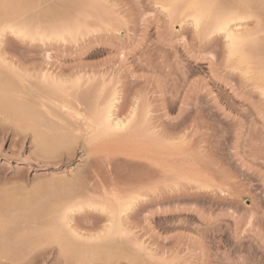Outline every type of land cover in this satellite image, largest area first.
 <instances>
[{
  "label": "rangeland",
  "instance_id": "1",
  "mask_svg": "<svg viewBox=\"0 0 264 264\" xmlns=\"http://www.w3.org/2000/svg\"><path fill=\"white\" fill-rule=\"evenodd\" d=\"M96 1L73 0L64 16L43 22L39 13L49 2L0 0V27L22 25L40 35L69 30L64 41L22 40L9 31L0 38L4 58L29 74L20 73L24 82L0 68V201L40 216L29 225L24 221L29 212H22L12 241L0 242V264H127L105 263L98 250L83 256L81 249H65L62 241L48 242L47 233L35 231L51 209L60 213L70 204L73 191L77 202L99 191L93 203L108 206L114 199L104 192H140L143 199L122 216L132 240L122 242L139 264H264V45L252 44L250 60L240 64L228 54L223 34L211 37L206 24L193 25L189 0L174 5L165 0L171 6H162L164 0ZM203 2L214 5V16L231 12L247 19L229 27L237 24V31L264 37V0L198 1ZM43 73L66 83L47 87L52 91L47 93L39 79ZM27 81L36 90L28 91ZM36 91L67 101L82 116H89L95 103L105 106L115 91L111 120L127 122V128L92 139L81 127L78 135L67 134L68 142L40 151L24 131L29 122L17 118L37 103ZM132 109L136 115L130 120ZM108 211L84 207L68 214L69 226L96 237Z\"/></svg>",
  "mask_w": 264,
  "mask_h": 264
},
{
  "label": "bare ground",
  "instance_id": "2",
  "mask_svg": "<svg viewBox=\"0 0 264 264\" xmlns=\"http://www.w3.org/2000/svg\"><path fill=\"white\" fill-rule=\"evenodd\" d=\"M45 2L44 4H46V2H49L48 4H46V7L41 11V13H39L40 15V20L39 21H43V22H50V21H53V20H57L59 18H61L62 16H64L65 12L67 11V9H69V4L71 2H73V0H39V3ZM76 1V0H75ZM167 1H172V0H167ZM178 1V0H177ZM199 0H189V2L187 3L186 5V10L188 11V14L189 16H191L192 18V23L193 25L198 29L199 27L201 26H204L206 24V30L207 32H209V36L213 37V36H219L221 34H223V36L225 37V40H226V49L228 50V54L230 55L231 58L235 57L236 56L238 57L237 58V61L239 60L240 61V64L241 63H244L246 64L245 62L248 61L249 59V56L250 54L252 53L250 50H249V47H251V45L253 44L254 46V43L257 42L258 43H262V45H264V37L261 39H255V36H256V32L254 33V35H252V33L249 31L246 32H241L240 30L237 31L236 30V26L237 24H235V26L233 28L229 27V25L232 23V22H236V21H244V19H246L245 17H240L238 16V14H235V13H228V14H225V12H223L222 15H218V16H214L215 13L213 14V10H212V7L214 5H210L211 2H209L206 6H204V4L206 3H201L203 6H201V4L198 3ZM201 1V0H200ZM90 2V1H89ZM97 2V1H96ZM166 2L165 0L162 2V6H163V3ZM257 2V1H256ZM40 3V5H41ZM42 3V5H43ZM99 3V0L98 2ZM168 3V5L171 6V3H173L172 5H174V3H176V0L173 2H166ZM240 3V2H239ZM72 4V3H71ZM36 5V4H35ZM98 5V4H97ZM165 5V3H164ZM248 5V4H247ZM253 5V4H252ZM257 5V4H256ZM45 6V5H44ZM100 6V5H99ZM246 6V5H244ZM243 6V7H244ZM36 7V6H35ZM71 7V5H70ZM251 6L249 5V8ZM38 8V7H37ZM163 8V7H162ZM252 9L254 8L251 7ZM250 8V9H251ZM42 9V8H41ZM242 9V8H240ZM242 11V10H241ZM247 11V10H246ZM255 11V10H254ZM259 11V10H257ZM256 11V12H257ZM218 12V11H217ZM253 12L250 11V13ZM67 13V12H66ZM227 13V12H226ZM245 13V12H244ZM243 13V14H244ZM248 14V12H247ZM213 15V16H212ZM241 15V14H240ZM256 15V14H255ZM243 16V15H242ZM251 17L254 16L253 14L250 15ZM255 17V16H254ZM37 19V18H35ZM255 19V18H254ZM247 20V19H246ZM258 20V19H257ZM258 22V21H257ZM256 22V23H257ZM8 23V22H7ZM25 23V22H24ZM239 23V22H237ZM1 25V24H0ZM11 25V24H10ZM10 25H5V26H1L0 27V38L3 36V34L6 32V31H9L10 33L14 34L15 36H17L18 38H22V40L25 38H29L31 40H35L36 39V36L40 39L39 41H41L42 39L47 38V39H50L51 37L53 39H56V40H61L63 39L64 41V35H66L65 33H67V31L69 32L68 29H59V30H56V31H52L53 32H50L48 35H45V32L44 34L40 35L38 34V31H34V33L32 32H27L25 30H23L21 27H23L22 25H20L21 27H13L15 25L12 24V26ZM239 25V24H238ZM257 25V24H256ZM63 26V25H62ZM224 26L225 27V31H220V28ZM64 27V26H63ZM204 27H202L203 29H205ZM70 29V28H69ZM202 29V30H203ZM255 29V28H254ZM259 29V28H258ZM261 30V29H260ZM205 31V30H204ZM252 31V30H251ZM256 31V30H255ZM8 32V33H9ZM262 32V31H261ZM260 32V33H261ZM9 33V34H10ZM40 33V32H39ZM71 33V32H70ZM69 33V35H70ZM47 34V33H46ZM68 34V33H67ZM259 34V33H258ZM262 34V33H261ZM67 36V35H66ZM71 36V35H70ZM69 36V37H70ZM35 37V38H34ZM257 37V36H256ZM260 37V36H259ZM16 38V37H15ZM260 45V44H259ZM261 46V45H260ZM256 49H257V46H255ZM253 48V47H252ZM251 48V49H252ZM247 49L248 51L250 52H247ZM258 50V49H257ZM256 50V51H257ZM260 52V51H259ZM250 53V54H249ZM260 53H258L257 55H259ZM247 55H249L247 57ZM255 55V54H254ZM253 56V55H252ZM5 56L3 55V52L2 50H0V68L1 70L3 69H8L9 70V73L10 75H14L13 77H18L17 79H24V78H21L24 77V76H28L29 74H23L25 73L24 71L21 72V69L18 68V66H13L14 64H12L11 62H8L5 58ZM263 58V57H262ZM246 60V61H245ZM250 60V59H249ZM11 61V60H10ZM239 63V62H238ZM248 64V63H247ZM3 68V69H2ZM7 70V71H8ZM23 70V69H22ZM4 71V70H3ZM6 71V72H7ZM1 73V72H0ZM20 73L23 74L20 76ZM50 75V74H49ZM48 73H43L41 76H39L40 80L42 81L43 85L45 88L47 87H51V85H55L59 82H61L60 85H65L66 81H62V80H57L56 77L53 78V76H49ZM31 76V75H30ZM20 77V78H19ZM25 77V78H26ZM28 78V77H27ZM30 79H33V77L31 76ZM28 79V80H30ZM261 80V79H260ZM263 80V78H262ZM17 81H20V80H17ZM25 82V80H22ZM20 81V82H22ZM41 81H39L41 83ZM65 82V83H64ZM264 82V81H263ZM28 88H26L28 91L31 92L30 89H34V86L35 84H33L32 82H28ZM68 83V82H67ZM38 84V83H37ZM48 84L50 86H48ZM42 85V84H41ZM72 85H75V84H72ZM17 86V85H16ZM20 87H22L21 85H19ZM56 89L57 91V88L59 90V87L58 86H53L52 88ZM5 88V86H4ZM10 88V87H9ZM13 88V87H12ZM11 88V89H12ZM24 88V87H23ZM40 88H42L40 86ZM45 88L43 90H45ZM63 88V86H62ZM48 89H51V88H47L46 90ZM53 89V90H55ZM15 90L16 87H15ZM39 90V88L37 89ZM33 91V90H32ZM51 90H48L46 91L47 93L50 92ZM62 91V90H61ZM116 91V90H115ZM111 93V99L109 101H106L107 104L105 103V106H99L98 103L96 105L95 103V107H94V110L92 109L91 111V114L88 115H84L82 116V114H80L78 111V109H75L74 107H72V105L70 106L68 104V102H64V100H61L59 101L58 99H54V97L52 95H48L46 96L43 91L42 93L44 95L41 94V92L39 93V91L37 92L36 91V94H40L42 96L39 97V95H35V92H32L34 93V95L36 96V98L38 97V101L37 103H31V106H28L30 107L31 109H28V107H25L24 109H17L16 110H20V117L18 116H15L17 118H20V120L23 118L24 120L26 119L29 123L27 125L24 126V131H27L29 130L30 131V134H31V137H32V141L34 142L35 144V147L39 148L40 151H47L48 152V149L47 147H56L57 144L59 145L61 142H63L64 140H66L68 142V138H67V134H74L76 133L78 135V133H80L83 129L84 131H86L87 135L90 136V138H95V139H100V138H104V137H107L108 134L110 133H114V132H117V131H120L122 129H124L125 127L127 128V122L126 123H122L120 120H116V121H113L111 120V117H112V108L114 106V102H115V96H116V93ZM17 92V91H16ZM15 92V93H16ZM24 92V91H23ZM26 92V91H25ZM52 92V91H51ZM50 92V93H51ZM58 92V91H57ZM61 93V92H60ZM65 93V92H64ZM67 93V92H66ZM27 94V93H26ZM69 94V93H68ZM75 94V93H74ZM28 95V94H27ZM26 95V96H27ZM64 95V94H63ZM53 97V98H50ZM55 96V94H54ZM66 96V94H65ZM69 96V95H68ZM23 97V96H22ZM59 97V96H58ZM74 97V95H73ZM73 97L71 98V101L73 100ZM57 98V96L55 97ZM69 98V97H67ZM25 99V98H24ZM60 99H63V98H60ZM82 99V98H81ZM66 100V98H65ZM79 100V99H78ZM34 101V100H33ZM70 101V102H71ZM74 103L76 104L77 102V99L75 98L74 100ZM81 101V100H80ZM91 100H89V103H90ZM2 102V100H1ZM5 103V102H4ZM80 103V102H79ZM93 103V104H94ZM28 104V103H27ZM82 103H80V106ZM104 104V103H103ZM77 105V104H76ZM79 105V104H78ZM7 106L9 107L8 103H7ZM11 106V105H10ZM20 106V105H19ZM49 106H52L54 108L55 111H53V109H49ZM51 107V108H52ZM13 108V106L10 107V109ZM38 108V109H37ZM135 109V108H134ZM88 110V109H87ZM133 110V109H132ZM136 110V109H135ZM135 110H133V112L131 113V116H130V120L132 118V116H134V114L136 115V112ZM14 112V110H11V112ZM10 112V111H8ZM12 112V114H13ZM88 112V111H87ZM90 112V111H89ZM5 113H6V110H5ZM16 113V112H14ZM19 113V112H18ZM22 117V118H21ZM80 117V118H79ZM16 118V119H17ZM117 119V118H116ZM18 120V119H17ZM25 120V121H26ZM129 120V121H130ZM16 121V120H15ZM19 121V120H18ZM23 121V120H21ZM19 121V122H21ZM78 121H80V124L81 126L78 124ZM55 122H58L57 124L60 126L61 129H56L58 127H54L56 125ZM18 123V122H17ZM23 123V122H22ZM26 123V122H25ZM55 123V125H54ZM130 123V122H129ZM81 127L82 130H81ZM60 131H64L62 134L60 133ZM83 132V131H82ZM121 132V131H120ZM75 134V135H76ZM65 135V136H64ZM76 135V136H77ZM86 135V134H85ZM107 135V136H106ZM114 135V134H113ZM73 136V135H72ZM111 136V134H110ZM66 138V139H65ZM76 138V137H75ZM80 138V137H79ZM84 138V136H83ZM91 139V140H92ZM71 141V139H69ZM75 141V139H73ZM87 141H89L88 139H86ZM65 141V142H66ZM77 143V142H76ZM49 146H48V145ZM65 144V143H63ZM70 144V147H72L71 144L73 143H69ZM69 144L67 145L69 147ZM55 145V146H54ZM74 145V144H73ZM64 146V145H63ZM49 147L50 150H52L51 148ZM58 147V146H57ZM71 149V148H70ZM68 149L70 152L71 150ZM38 150V149H37ZM39 151V150H38ZM45 153V152H44ZM71 153V152H70ZM42 154V153H41ZM76 180V178H75ZM80 182V181H79ZM84 182V181H83ZM74 183H77L74 182ZM70 184V183H68ZM67 184V185H68ZM78 184V183H77ZM85 184V183H84ZM72 187V186H71ZM65 188V187H63ZM73 188V187H72ZM85 188V187H84ZM67 190V188H65ZM87 189V187H86ZM91 189V188H90ZM70 190H72L70 188ZM89 190V189H88ZM96 190V189H95ZM82 191V190H81ZM84 191V190H83ZM82 191V192H83ZM106 191V190H105ZM129 191V190H128ZM132 191V190H131ZM78 192V191H77ZM99 192V191H97ZM96 192V193H97ZM104 192V188H103V191ZM113 193L112 194H108L107 192H104L106 193L107 195H112V198L114 199V203L112 202V200H109L108 198H106L107 202L109 203H113V205H110L108 206V204H106V201H102L100 200L101 202H99L98 200V204L100 205H97V204H94L93 203V200L95 199L96 197V193L94 191V193H92V195H90L88 197V201H84V202H77L79 201L78 199V196L76 194V192H72V194H75L77 196L76 200L75 201V198L73 196V198H71V202L70 204H68V202H66L67 200H64L67 205L66 207H61L60 209V213L59 212V208H55L57 209L58 211L55 212L56 214H58L57 216H53L55 215V213H53V210L54 209H51L52 213L49 215H45L46 220L44 219V222H42V224H39V226L41 225V227L39 228L36 227V230L35 231H38V229L40 230H43L45 233L48 234V237H47V241L48 242H54L55 244H57V242H60L62 241V243H64V248L67 249V248H73V250H76L78 249V252L80 251V249L83 251V253L81 252V255H86V254H92L94 251L97 252L98 250V254L99 253H103V256L105 258V263H108L110 262L111 260L112 261H116L117 263H122L121 261H125V263L127 264H139L140 263V260L138 258V262L137 261V258L135 257V252L132 254V248L130 249H126V244L125 242L123 243L122 241V238H128V235H129V232L125 231V226L123 225V222L122 219L123 217L126 216V214H129L128 212L132 210L133 206L135 205V203L137 202L138 204V200L140 201V198L143 199V196L141 197L139 194L136 192V193H129L128 195H124L123 196L120 194L122 193H116V191H112ZM119 192V191H117ZM69 193V192H67ZM71 193V191H70ZM81 193V192H79ZM78 193V194H79ZM85 193V192H84ZM66 194V193H65ZM64 194V196H65ZM88 194V193H86ZM95 194V195H94ZM71 195V194H70ZM84 195V194H83ZM107 195H104V196H107ZM103 196V197H104ZM87 197V196H85ZM100 197V196H99ZM97 197V198H99ZM111 197V196H109ZM81 198V197H80ZM102 199V197H100ZM111 198V199H112ZM72 199L74 201H72ZM105 199V197H104ZM62 200V199H61ZM97 200V199H96ZM92 201V202H91ZM65 203V204H66ZM97 203V201H96ZM61 204V203H60ZM64 204V205H65ZM99 208H96L97 206ZM63 206V205H62ZM20 207L21 206H17V203H14L12 201H9L8 199H4V200H1L0 201V242L2 243L3 240H7V239H10V237H12V235H15V233H17V231L15 232L14 229H16L14 227V224L15 225H19V218H20V221L24 219V217H27L25 219L27 220H24L26 221V224L30 221H32L31 223L34 224V220L35 219H39L40 216H36V214L32 213V212H29L27 209H23V211H26V212H29L28 213V216H24L23 219L21 218V216H23L21 210H20ZM56 207V206H55ZM84 207L87 208V210L89 209H100L102 213H107L108 211V220H107V223H105L104 225V228L103 229V232L100 234V235H97L96 237H93L92 235H87L88 237H84V236H81L78 232V230H74V228H71L69 226V217L70 215L68 214H73L75 211H79L81 209H83ZM22 208V207H21ZM94 208V209H93ZM44 210V209H43ZM46 210V209H45ZM40 211V210H39ZM21 212V213H20ZM26 212H24L26 214ZM34 212V210H33ZM88 212V211H87ZM92 212V211H90ZM17 213H20L21 215L18 216L16 215ZM31 213V214H30ZM36 213V211H35ZM47 213H48V210H47ZM89 213V212H88ZM101 213V214H102ZM30 214V215H29ZM51 215V216H50ZM106 215V214H105ZM124 215V216H123ZM123 216V217H122ZM39 217V218H38ZM127 217V216H126ZM40 220V219H39ZM125 221V220H124ZM22 224H23V221H21ZM71 222V221H70ZM31 223H28L29 225ZM21 224V223H20ZM71 224V223H70ZM107 224V225H106ZM6 225V226H5ZM7 225H12L13 227H9ZM35 225V224H34ZM33 225V226H34ZM38 224L36 223V226ZM24 226V225H23ZM103 226V225H102ZM101 226V227H102ZM22 227V226H21ZM25 228V227H24ZM23 228V229H24ZM29 228V227H28ZM31 228V227H30ZM38 228V229H37ZM17 229H18V226H17ZM34 229V227H33ZM20 230V229H19ZM101 230V229H100ZM99 230V231H100ZM78 231V232H76ZM32 233V232H31ZM34 234V233H33ZM99 234V233H98ZM17 235V234H16ZM38 235V233H37ZM45 236V235H44ZM92 236V237H90ZM131 236V235H129ZM14 237V236H13ZM43 239V238H42ZM129 240V241H128ZM12 241V240H11ZM45 241V240H44ZM128 242L132 241L130 240L129 238L126 240ZM135 241V240H134ZM59 242V243H60ZM88 242V243H87ZM126 242V243H128ZM137 242V241H136ZM10 243V242H9ZM131 243V242H130ZM129 243V245H130ZM51 244V243H50ZM125 245V246H124ZM133 246H135L137 249H141L142 250V246L137 243H133L131 244ZM62 247V246H60ZM128 248V247H127ZM60 249V248H59ZM69 249L67 251H69ZM129 250V251H128ZM131 250V252H130ZM135 250V249H134ZM140 250V251H141ZM145 250V249H144ZM91 251V252H90ZM136 251V250H135ZM79 252V253H80ZM86 252V254H84ZM89 252V253H88ZM95 252V253H96ZM76 253V252H75ZM94 253V255H95ZM97 254V256H98ZM137 254V253H136ZM80 255V254H79ZM93 255V254H92ZM102 255V254H100ZM95 255V257H97ZM138 256V255H137ZM100 257V256H99ZM84 258V257H83ZM82 258V259H83ZM136 262V263H135Z\"/></svg>",
  "mask_w": 264,
  "mask_h": 264
},
{
  "label": "snow or ice",
  "instance_id": "3",
  "mask_svg": "<svg viewBox=\"0 0 264 264\" xmlns=\"http://www.w3.org/2000/svg\"><path fill=\"white\" fill-rule=\"evenodd\" d=\"M220 31H225V27L222 26V27L220 28Z\"/></svg>",
  "mask_w": 264,
  "mask_h": 264
}]
</instances>
